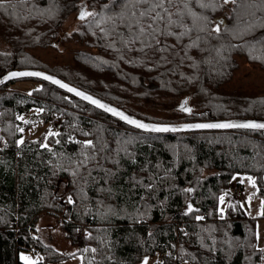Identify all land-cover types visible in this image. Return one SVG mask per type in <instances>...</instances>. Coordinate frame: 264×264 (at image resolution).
<instances>
[{"label": "trees", "instance_id": "16d2710c", "mask_svg": "<svg viewBox=\"0 0 264 264\" xmlns=\"http://www.w3.org/2000/svg\"><path fill=\"white\" fill-rule=\"evenodd\" d=\"M105 4L110 0H8L7 8H0V75L45 70L148 120L153 113L135 107L141 102L155 110L164 105L170 113L179 110L184 122L264 118L263 89L229 87L241 57L264 70V26L233 34L234 5L192 4L233 31L208 37L193 29L179 40L161 37L160 46L141 51L139 41L123 43L116 34L129 39L122 27L105 35L78 19L81 5L101 12ZM71 15L77 26L70 32ZM185 23L191 26V18ZM198 35L205 39L188 47ZM68 39L80 44L69 64L50 65L35 53ZM20 80L41 85L30 93L10 90L15 81L0 87V264H28L19 252L30 246L44 257L35 264L69 257L35 235L37 221L47 215L66 231L83 264H142L145 256L148 264H264L255 220L234 214L230 206L225 214L219 211V198L238 173L254 175L264 197V131L145 133L48 82ZM186 99L190 114L180 109ZM32 111L47 122L59 118L60 135L44 134L18 146L23 135L18 129L32 124L18 117ZM45 139L52 151L40 146ZM89 139L94 149H84L82 142ZM84 152L96 158L83 164ZM189 202L199 211L186 214ZM197 215L205 219L196 220ZM82 226L84 244L78 241Z\"/></svg>", "mask_w": 264, "mask_h": 264}, {"label": "snow or ice", "instance_id": "6c2138e0", "mask_svg": "<svg viewBox=\"0 0 264 264\" xmlns=\"http://www.w3.org/2000/svg\"><path fill=\"white\" fill-rule=\"evenodd\" d=\"M192 4H197L201 9L215 8L216 0H110V4H105L102 6V11L97 12L95 10L89 11L87 5H81V10L78 15V19L81 21H86L89 27H92L93 23L96 27L100 28V31L105 35H109L112 32H116L118 27H122L124 32L128 33L129 39L125 40L123 38V32H116L120 36L121 40L125 45L129 43H135L137 41L143 46L140 50L143 51L144 48L157 47L162 44L161 37H176L178 40L182 39L184 36L189 35L193 29L197 32L206 33L208 37H211L212 33L219 34L224 32L233 31L223 26V21L213 22L209 19L207 15L200 12L194 11L191 7ZM223 4H231L235 7L234 12H237V25L233 34L243 35L244 33L250 32L254 27L264 26V0H223ZM8 0H0V8H7ZM173 8L176 10L173 11ZM239 10V11H238ZM259 12L260 20L257 22L256 14ZM99 17V19H97ZM191 18V26L185 23V18ZM89 18H92L89 20ZM119 21V24L117 23ZM111 23V28L102 27ZM210 24H214L213 27L209 28ZM176 29L175 31L173 29ZM183 31H179V29ZM205 39V37L197 36L192 44L188 47L198 46V42ZM158 50L163 52L166 50V46L158 47ZM22 76H38L43 77L45 80L52 81L54 84L59 85L61 88H66L69 92H74L77 96L82 97L84 100L90 101L93 105L98 108L104 109L107 112L112 113L114 116H118L121 120L126 121L130 125H134L139 129H144L151 132H175L181 129H193V128H242V129H252V130H264V122L248 121V122H223V123H201V124H183L179 127L171 126L167 124H148L141 120L135 119L129 115H126L123 111H120L114 107H111L98 99L93 98L84 92L78 91L76 88L69 87V85L63 83L62 81L55 79L53 76L46 75L42 72H11L5 79L12 77H22ZM0 80V83H3ZM180 109L184 112L191 113L192 109L187 107V100H185L181 105ZM40 111V110H38ZM18 119L24 120L23 116H19ZM27 123V121H25ZM21 133L24 131L23 128L18 129ZM48 136L58 137L59 132L49 131ZM88 135V133H85ZM2 139V138H0ZM56 143H60L56 140ZM84 149L95 148V142L91 139L83 141ZM24 140L21 138L17 141V145H23ZM6 146V142H5ZM42 148L52 151L47 143V139L40 145ZM103 146H101L100 151H103ZM85 159L82 161L83 164H87L89 159H95V155L89 157L87 152L83 153ZM76 173L73 172V175ZM235 179V177H234ZM247 180L251 183L253 187H256V178L248 176ZM146 187L151 188L152 185L148 184ZM183 191L187 193H192L195 191L194 188H186ZM228 193H224L220 196V203L223 204L225 201V196ZM251 199V197L249 198ZM69 203H75L71 196L68 197ZM199 211L195 209L191 202L187 204L186 214ZM219 211L223 213L224 208H220ZM258 215L264 216V201L261 202V207ZM196 220H204L205 217L201 215L195 216ZM151 235V233H149ZM184 235H188L184 232ZM257 238L259 239V232L257 231ZM91 237V233H89ZM175 247V245H172ZM260 253H264V247H260ZM84 252L97 251L96 248H85ZM171 255V253H168ZM23 260L28 262V264H35V261L31 257L22 256ZM194 258V257H193ZM149 258L145 256L142 260V264H148Z\"/></svg>", "mask_w": 264, "mask_h": 264}, {"label": "rangeland", "instance_id": "374dc122", "mask_svg": "<svg viewBox=\"0 0 264 264\" xmlns=\"http://www.w3.org/2000/svg\"><path fill=\"white\" fill-rule=\"evenodd\" d=\"M89 10V9H88ZM92 11V10H89ZM70 32L76 29L77 21L75 20V15H71L66 24ZM57 42H53V46H56ZM79 43H75V39H68L62 46L57 48L50 47L46 49H37L35 53L39 55L43 60H45L50 65H61L69 64L72 62L73 51L77 50ZM239 68L235 73L233 81L230 83L229 87L235 89H263L264 90V70L259 68L257 65L248 63L243 57L239 58ZM40 82L35 80H18L9 85V89L13 91H19L23 93H30L34 89L39 88ZM163 101V100H162ZM170 100H165V103ZM190 104H197L196 101L190 102ZM152 103L141 102L136 108L141 109L140 111L147 112L151 111L149 116L151 121L160 123H176L184 122L181 120L182 116L177 113H170L164 105V108H159L155 110L152 108ZM166 109V110H165ZM35 113L37 111L33 110ZM33 111L24 114V121L32 122L29 127H26L23 131L22 139L24 142L37 139L48 132L56 131L60 127V119L55 117V119L49 120L48 122L39 118L38 115H33ZM181 112V111H180ZM37 116V117H36ZM186 122V121H185ZM248 176L256 178L254 175L248 173H238L236 174L228 188L224 193H228L225 196V201L223 204L220 203V208H224L223 214L228 212V207L233 208V213L236 215H243L249 219L255 220L256 222V232H259V239L257 238L258 246L264 247V216L258 215L261 207V202L264 201V197L259 193V184L256 178V187H253L251 183L247 180ZM240 186L242 187V195H238L235 189ZM223 193V194H224ZM222 194V195H223ZM251 197V199H249ZM55 218L51 215L42 216L36 223L37 233L49 241L57 250L62 253L68 254L69 257L60 261H49L47 260L45 264H83V258L81 254L75 253L77 247L72 245L70 240L66 236V231L61 225L57 223ZM46 221V222H45ZM54 225L55 227H49ZM46 226V227H45ZM79 241V240H78ZM80 243V242H79ZM264 254V253H263ZM27 256L35 262L44 260V257L39 252L31 253L28 249H20L19 257ZM28 263V262H27ZM179 264H189L187 261H182Z\"/></svg>", "mask_w": 264, "mask_h": 264}, {"label": "water", "instance_id": "95a60500", "mask_svg": "<svg viewBox=\"0 0 264 264\" xmlns=\"http://www.w3.org/2000/svg\"><path fill=\"white\" fill-rule=\"evenodd\" d=\"M25 71H28V72H42V73H45L46 75H50V76H53L55 79H58L60 81H62L63 83L69 85V87H72V88H76L78 91H81V92H84L85 94L87 95H90L92 96L93 98L95 99H98L100 100L101 102L111 106V107H114L120 111H123L126 115H129L135 119H138V120H141L142 122L144 123H148V124H167V125H171V126H177L179 127L180 125H183V124H201V123H223V122H237V123H242V122H248V121H256V122H264V118H261V117H241V118H226V119H212V120H198V121H186V122H176V123H160V122H155V121H151V120H148V119H145L143 117H140L122 107H119L118 105L102 98V97H99L95 94H92L86 90H83L67 81H65L64 79H62L61 77L53 74V73H50L48 71H45V70H41V69H33V68H26V69H12V70H9V71H6L4 73H2L0 75V80H3L4 82L3 83H0V87L12 82V81H16V80H20V79H39V80H42V81H45V82H48L54 86H56L57 88L69 93L70 95L94 106L95 108L105 112L106 114L112 116L113 118L117 119L118 121L130 126L131 128L135 129V130H138V131H141V132H145V133H158V134H166V133H188V132H210V131H236V130H252V129H242V128H200V129H197V128H193V129H181L180 131H175V132H172V131H169V132H151V131H147V130H144V129H139L137 127H135L134 125H130L128 124L126 121L124 120H121L118 116H114L112 113L110 112H107L105 111L104 109H101V108H98L97 106L93 105L90 101H87V100H84L82 97L80 96H77L74 92H69L66 88H61L59 85L57 84H54L52 81H49V80H45L43 77H38V76H22V77H12V78H8V79H5V77L8 76L9 73L11 72H25ZM187 100V99H186ZM185 101V100H184ZM188 102V100H187ZM187 107L191 108L188 104H187ZM257 131H264V130H259L257 129Z\"/></svg>", "mask_w": 264, "mask_h": 264}, {"label": "built area", "instance_id": "2783aa9c", "mask_svg": "<svg viewBox=\"0 0 264 264\" xmlns=\"http://www.w3.org/2000/svg\"><path fill=\"white\" fill-rule=\"evenodd\" d=\"M235 192H236V194L241 196L242 195V187L238 186L235 189ZM86 235H87V232H86L85 226H82L81 229H80L79 237H78V240H79L80 244H84V238L86 237ZM27 249L31 253H34L36 251L34 246H30Z\"/></svg>", "mask_w": 264, "mask_h": 264}, {"label": "crops", "instance_id": "0c3cea01", "mask_svg": "<svg viewBox=\"0 0 264 264\" xmlns=\"http://www.w3.org/2000/svg\"><path fill=\"white\" fill-rule=\"evenodd\" d=\"M46 222V221H45ZM46 227V226H45ZM49 227H52V228H54L55 226L54 225H51V226H49ZM35 235H38V233H35Z\"/></svg>", "mask_w": 264, "mask_h": 264}]
</instances>
